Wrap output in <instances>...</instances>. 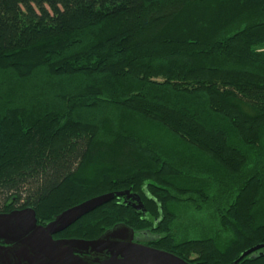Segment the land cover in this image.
Returning a JSON list of instances; mask_svg holds the SVG:
<instances>
[{"label": "trees", "instance_id": "16d2710c", "mask_svg": "<svg viewBox=\"0 0 264 264\" xmlns=\"http://www.w3.org/2000/svg\"><path fill=\"white\" fill-rule=\"evenodd\" d=\"M193 264L264 244V0H0V200ZM238 264H264V249Z\"/></svg>", "mask_w": 264, "mask_h": 264}, {"label": "water", "instance_id": "95a60500", "mask_svg": "<svg viewBox=\"0 0 264 264\" xmlns=\"http://www.w3.org/2000/svg\"><path fill=\"white\" fill-rule=\"evenodd\" d=\"M115 197L132 199L135 209H143L140 198L131 195L130 191L108 193L91 198L65 210L45 226L38 225L36 211L33 208H27L9 215H0V239L14 240L24 237L20 249L22 254L28 255L32 261H53L55 264H193L164 250L138 242L134 243L132 240L135 232L126 226H116L100 238L91 241L53 240V234L67 229L82 217L114 200ZM262 249L264 244L247 250L235 261V264ZM81 252L97 256L106 253L109 257L106 260L95 257L96 259L90 261L76 255Z\"/></svg>", "mask_w": 264, "mask_h": 264}, {"label": "flooded vegetation", "instance_id": "af4514ba", "mask_svg": "<svg viewBox=\"0 0 264 264\" xmlns=\"http://www.w3.org/2000/svg\"><path fill=\"white\" fill-rule=\"evenodd\" d=\"M125 202L129 203L130 205L134 204V201L132 199H126ZM24 205H25V203H23V202L19 203V204H14L12 201L9 202L7 200H0V215H9V214L14 213V212H19V211L25 210L27 208H31V207H27ZM48 222H50V221H48ZM48 222L44 223L38 219L37 223H38V225L45 226ZM71 226H73V224ZM71 226H69L67 229H65L59 233L53 234V236H52L53 240L54 241H66V242L67 241H73V240L91 241V240H86V239H81V238H74V237L70 236V234H66V231L68 229H70ZM23 239H24V237H20L18 239H14V240L0 239V264H41V263H43V264H55L53 261H51V262H41L40 260L32 261L29 259L28 255L22 254L20 249L22 247L21 242L23 241ZM94 240H96V239H94ZM132 241L134 243L137 242L136 241V233L134 234V238ZM76 255L80 256L81 258H83L85 260H90V261H93L94 259H96L95 257H99L100 259H103V260H106L109 257V255H107L106 253H104L101 256H97V255H93V254L89 255L85 252L76 253ZM30 258H32V257H30ZM39 262H41V263H39ZM56 264H58V263H56Z\"/></svg>", "mask_w": 264, "mask_h": 264}]
</instances>
